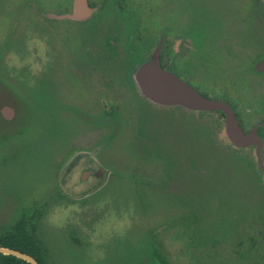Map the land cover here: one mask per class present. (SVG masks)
Returning a JSON list of instances; mask_svg holds the SVG:
<instances>
[{
	"label": "rangeland",
	"instance_id": "1",
	"mask_svg": "<svg viewBox=\"0 0 264 264\" xmlns=\"http://www.w3.org/2000/svg\"><path fill=\"white\" fill-rule=\"evenodd\" d=\"M131 1L157 8L159 0ZM211 1L193 6L212 21L211 33L228 24L227 38L241 33L242 62L260 61L264 50L251 51L256 33L264 40L260 2L256 32L255 1ZM70 4L0 0V233L23 215L51 264H147L153 241L168 264H205L209 246L215 256L221 240L254 232L262 264L264 159L259 164L251 148L231 150L216 112L156 105L106 75L119 69L92 31L96 20L57 18ZM243 77L249 88L251 77ZM222 78L212 85L232 82ZM250 108L242 113L253 123ZM79 154L100 166L103 185L93 195L82 196L78 183L84 158L64 171Z\"/></svg>",
	"mask_w": 264,
	"mask_h": 264
},
{
	"label": "flooded vegetation",
	"instance_id": "2",
	"mask_svg": "<svg viewBox=\"0 0 264 264\" xmlns=\"http://www.w3.org/2000/svg\"><path fill=\"white\" fill-rule=\"evenodd\" d=\"M200 1L205 6L212 2L211 0H159L158 7L152 8L151 5L146 7L149 3L131 0H98V4L94 6L87 0L88 7L96 9L91 15V18L96 20L92 31L95 32L96 37L100 35L102 44L107 49V59L116 63L119 69V71L116 69L107 71L105 74L123 78L138 95V90L131 80L133 71L157 51L160 66L164 71L184 81L203 97L228 105L241 131L246 135L253 132L257 138L258 146L237 148L228 141L229 148L242 153H246L244 149L251 148L255 158L259 157L262 160L264 159V71L260 69V63L264 60V56L254 65L253 59L242 62L240 31L238 38L237 36L234 39L227 38L232 29L225 23L224 27H213L211 33L212 21L208 18L203 19L202 15L197 14L193 9L195 3ZM254 1L250 16L252 25L254 24L253 30L257 32L255 26L258 22L259 10L256 0H251V3ZM73 2L74 0H71L70 11L60 16L72 13ZM32 8L33 12L47 16L49 20L54 18L52 15L42 13L37 6ZM141 8L148 9L144 15L140 14ZM262 17L264 18V14ZM60 20L71 21V19ZM155 20L159 21L152 25ZM238 20L242 21L240 13L236 16V22ZM47 30L49 31L50 28L48 27ZM252 43L253 45L250 43L251 51L254 54L259 52V48L264 50V40L257 39V33L252 38ZM218 76L226 80L229 76L232 82L222 86L212 85V79ZM243 76L251 77L252 84L249 88ZM247 105H251V115L255 120L253 123H249L248 117L242 113L244 106ZM222 116L225 121L223 113ZM3 120L10 119L3 118ZM86 155L79 154L64 163V171L69 175L78 166L81 158L86 160L84 166H79L81 170L78 183L85 187L82 196L93 195L103 185L100 183L98 161L93 155ZM258 171L262 177L259 184L264 197V169L258 168ZM23 217L22 215L19 219L22 218L29 229V223L32 222ZM245 234L250 240L243 241V231L232 235L230 241L221 240L219 252L215 256L213 255L215 249L209 246L205 264H261L259 236L254 232ZM261 241L264 242V231ZM147 264L160 263L147 259Z\"/></svg>",
	"mask_w": 264,
	"mask_h": 264
},
{
	"label": "water",
	"instance_id": "3",
	"mask_svg": "<svg viewBox=\"0 0 264 264\" xmlns=\"http://www.w3.org/2000/svg\"><path fill=\"white\" fill-rule=\"evenodd\" d=\"M261 1L264 4V0ZM93 12L94 9L88 7L87 0H74L72 13L57 18L81 21L91 17ZM260 69L264 71V60L260 63ZM132 77L139 93L150 102L160 106H178L190 111L222 112L225 117V134L233 146H258L253 132L246 135L241 131L228 105L203 97L184 81L164 71L160 66L157 51L137 68ZM11 113L8 109L2 112L5 119H9ZM258 162L260 164L259 157ZM0 254L15 257L28 264H38L33 257L17 250L0 247Z\"/></svg>",
	"mask_w": 264,
	"mask_h": 264
},
{
	"label": "trees",
	"instance_id": "4",
	"mask_svg": "<svg viewBox=\"0 0 264 264\" xmlns=\"http://www.w3.org/2000/svg\"><path fill=\"white\" fill-rule=\"evenodd\" d=\"M262 7L264 4L258 0ZM223 118L222 113H217ZM154 242V241H153ZM150 245L148 260L157 261L160 264H168L164 257L155 247V242ZM0 246L17 250L23 254L33 257L38 264H50V256L47 248L34 237L33 231L28 229L23 219H19L6 231L0 233ZM0 264H28L12 256L0 254Z\"/></svg>",
	"mask_w": 264,
	"mask_h": 264
}]
</instances>
